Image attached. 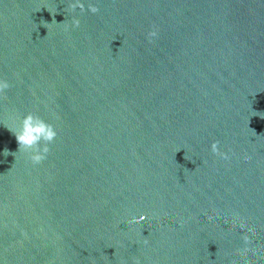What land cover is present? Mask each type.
<instances>
[{
	"label": "water",
	"instance_id": "95a60500",
	"mask_svg": "<svg viewBox=\"0 0 264 264\" xmlns=\"http://www.w3.org/2000/svg\"><path fill=\"white\" fill-rule=\"evenodd\" d=\"M73 2L0 0V264H264V0Z\"/></svg>",
	"mask_w": 264,
	"mask_h": 264
},
{
	"label": "clouds",
	"instance_id": "9594fccd",
	"mask_svg": "<svg viewBox=\"0 0 264 264\" xmlns=\"http://www.w3.org/2000/svg\"><path fill=\"white\" fill-rule=\"evenodd\" d=\"M85 3L88 4V11L92 13L98 11V8L95 6V0H74L71 5L73 9L79 7L83 11L85 9ZM73 23L74 25H79L80 21L79 19H74ZM155 37H157V32L154 29L147 34V38L150 41ZM7 86L6 82H0V89ZM10 130L15 135L19 149L21 147L25 150L33 149L31 153V160L34 163H39L44 158V154L48 151L47 143H44L41 146V141L50 142L56 136V131L53 125L46 122L41 117L34 115L32 112L24 115L20 125H15V127ZM37 148L39 150H36ZM211 148L213 152H216L218 150L217 143L213 142ZM177 151H179V149ZM143 219V216H141L139 220L136 216H132L128 222L138 223Z\"/></svg>",
	"mask_w": 264,
	"mask_h": 264
}]
</instances>
